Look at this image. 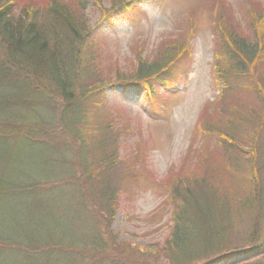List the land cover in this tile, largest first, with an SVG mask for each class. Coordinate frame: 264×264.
I'll use <instances>...</instances> for the list:
<instances>
[{
    "label": "trees",
    "instance_id": "trees-1",
    "mask_svg": "<svg viewBox=\"0 0 264 264\" xmlns=\"http://www.w3.org/2000/svg\"><path fill=\"white\" fill-rule=\"evenodd\" d=\"M86 1L0 0V254L10 253L26 259L41 255L50 260L58 258L60 254L53 250L51 255L49 249L64 243L50 236L13 235L29 223L26 217L20 216V209L33 211L36 219V211L57 201H47V195H64L71 201L74 198V209L88 210L90 214L94 207L95 211L104 212L107 226L111 224L124 196L132 194L130 184L139 164L131 155L123 157L121 153L131 133V122L123 113L120 116L116 113L112 116L116 120L119 118V122L112 119L107 125L97 122L91 128L83 126L80 129L86 116V110L83 113L79 107L80 102L87 95L96 96L101 86L111 79L120 83H141L145 90L154 94V83L151 84L149 78L160 79L163 71L186 51L187 33L167 32L161 35L162 44L154 58L137 54V62L129 60L124 67L114 62L115 74L104 73V42L93 38L90 47H85L86 40L83 44V38L90 36L84 12ZM93 1L102 7L105 0ZM110 1L115 12L123 5H132L135 0ZM211 2L212 7L218 4L213 11V27L218 28L216 33L221 34L225 43L235 47L241 44L240 39L256 34L258 49L250 60L248 71L251 74L254 70L258 80L243 84V97L238 92L224 93V99L222 95L217 103L205 107L209 119L203 121V130L199 129L204 134V142L194 154H186L184 161L188 169L178 184L184 207L174 211L175 223L163 242L146 247L148 255L157 261L166 259L169 264H222L224 259L239 251L241 258L247 260L243 264H253L248 257L259 252V249L251 253L245 249H232L229 253L220 251L230 246L234 238L243 239V235L236 234L235 216L246 210L252 216L251 226L256 227L264 209L260 181L264 147L259 148L258 144L260 140L264 143V5L259 0H250L251 19L246 27L236 16L233 4L227 5L223 0ZM220 8L223 17H220ZM160 65L162 67L157 68ZM221 66L218 64L225 74L226 69ZM244 116L256 121L255 129H249V123L240 120ZM61 130L66 133L57 145L54 134ZM233 131H238L240 136ZM212 136L217 138L215 143H212ZM65 137L74 138L79 146L77 153L69 154L63 162L67 147L72 148L71 152L74 149L71 141H64ZM22 143L32 147L29 163L42 174L34 172L35 175L32 173L25 179L13 180V156L9 147ZM75 156L80 163V186L73 183L76 175L68 165L75 161ZM239 156L247 163L242 186L246 193L242 196L229 177H221L223 172L232 169ZM202 189L211 197L210 201H202L204 204L199 203L195 195ZM112 249L117 248L113 246ZM99 250L102 253L106 249L100 246ZM62 254L66 255L65 262L77 264V260L67 259V251ZM116 256L111 253L95 257L94 261L103 262L105 257ZM18 262L15 260L13 264ZM254 264H264V260Z\"/></svg>",
    "mask_w": 264,
    "mask_h": 264
},
{
    "label": "rangeland",
    "instance_id": "rangeland-1",
    "mask_svg": "<svg viewBox=\"0 0 264 264\" xmlns=\"http://www.w3.org/2000/svg\"><path fill=\"white\" fill-rule=\"evenodd\" d=\"M211 1L135 0L132 5H123L115 12L110 0L103 1L102 7L93 0L86 1L84 12L90 36L83 38V44L86 40L85 47H90L93 38L104 42L106 49L104 73L108 71L111 72L110 75L115 74L114 62L120 67L128 64L129 60L137 62V54L152 58L162 44L161 35L167 32L169 34L186 32L189 42L186 51L179 54L163 71L160 79L149 78V82L154 83L156 93L145 90L141 83L122 82L125 83L122 85L111 79L101 86L96 96L87 95L80 102L79 107L83 113L86 110L85 122L80 129L83 126L91 128L97 122H103L104 125L113 120L119 122V118L116 120L112 116L116 113L118 116L123 113L131 122V133L125 140L121 153L123 157L131 155L139 164L136 166L134 181L130 184L132 194L124 196L111 224L107 226L104 212L98 209L95 211L94 207L91 208V215L88 210L74 209V198L71 201L69 197H63L64 195H47L45 196L47 201H57L46 209L36 211L38 214L36 219L33 218V211L20 209V216L26 217L29 223L21 231L13 232V235L17 237L31 234L43 238L50 236L64 243L57 244L56 247L51 246L49 249L51 255L53 250H56L60 254L58 258L50 260L41 255L26 259L9 253L0 254V264H13L15 260L19 261L17 264H69L65 262L66 255L62 254L66 251L67 259L77 260V264H110L109 261L113 264H169L166 259L157 261L152 255H148L150 252L146 247L163 242L175 223V218H172L174 211L184 207L180 198L181 187L178 184L180 177L188 169L184 161L186 154H194L204 142V139L202 141L204 134L199 129L203 130V121L209 119L205 107L217 103L222 95L224 99V93L238 92L239 96L243 97L241 91L243 84L248 80L255 82L258 80L254 70L251 74L248 71L250 60L258 49L255 32L249 39H240L241 44L235 47L225 43L221 34L216 33L218 28L213 27L212 16L215 13L213 11L217 9L218 4L215 3L212 7ZM259 1L264 5V0ZM223 2L227 5L233 4L236 16L248 27L250 0ZM223 16L224 12L220 8V17ZM218 64L226 69L225 74L219 69ZM161 67L162 65L157 68ZM109 73L105 74L106 77H109ZM240 120L249 123L251 130L257 126L255 120H247L245 116ZM249 129L244 131L245 135ZM75 130L76 127L73 131ZM65 133L61 130L60 133L54 134L57 136L56 143L60 142ZM233 134L240 136L238 131H233ZM216 140L217 138L212 136V143ZM50 141L55 142L51 139ZM64 141H71L74 149L71 152L72 148L67 147L66 157L62 156L63 162L67 161L69 154L77 153L79 146L74 138L65 137ZM258 144L259 148L264 147L261 140ZM31 148L23 143L15 147L14 144L10 145L9 153L13 156L11 165L13 180L25 179L34 172L42 174L29 163ZM262 157L264 161V150ZM68 163L76 175L73 183L80 186V163L76 156L74 162ZM246 171L247 163L243 156H239L232 169L223 172L221 177L224 179L229 177L242 196L246 193L242 187L246 180ZM260 181L264 194V162ZM70 188L74 189L75 186ZM207 194L209 193L203 189L195 193L199 203L211 200ZM262 203L264 205V199ZM7 217L10 222L11 216ZM251 218L246 210L235 216L236 234L243 235V239L234 238L232 244L220 252L229 253L232 249L240 248L250 251L252 247V250H257L262 246L260 254L251 255L249 260L254 263L264 260V209L256 227L251 226ZM98 245L106 250L101 253ZM113 246L117 249H112ZM111 253L117 256L105 257L103 262L94 261L95 257L109 256ZM245 261L238 259L231 264H243ZM222 264L228 263L223 261Z\"/></svg>",
    "mask_w": 264,
    "mask_h": 264
}]
</instances>
